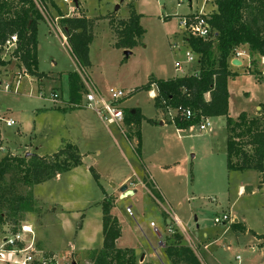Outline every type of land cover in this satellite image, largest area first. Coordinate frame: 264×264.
I'll return each instance as SVG.
<instances>
[{
	"label": "rangeland",
	"instance_id": "rangeland-1",
	"mask_svg": "<svg viewBox=\"0 0 264 264\" xmlns=\"http://www.w3.org/2000/svg\"><path fill=\"white\" fill-rule=\"evenodd\" d=\"M77 1L78 8L74 3L54 0L60 13H81L92 21L90 64L81 75L87 81L85 87H93L104 96L110 87L128 93L120 104L127 109L139 108L143 115L138 127L140 145L136 149L137 139L123 123L105 126L86 107L83 93L79 105L69 104L67 74L80 69L62 40L59 15L47 4V18L42 16L37 22V71L41 74L24 75L13 59L0 66V115L15 121L11 126L0 122V158L27 153L45 156L71 143L82 159L79 166L31 189L18 187L21 193L31 190L32 210L21 220L31 225L38 247L71 253L72 263L89 264L88 252L102 245L101 202L106 195H114L111 214L121 226L116 245L132 248L136 264H170L159 242L162 244L170 227L178 228L175 216L185 226L187 243L198 246L201 241L206 245L197 248L206 264H264V248H259L252 233L264 232L259 173L227 169L224 117H207L210 126L205 130H200L199 124L177 129L170 122L173 112L158 110L153 96L143 88L151 76L166 79L197 70L196 61L186 63L188 46L179 19L200 9L209 14L215 9L214 0ZM129 2L143 29L131 49L115 46L116 36L109 25L111 16H128ZM176 61L181 64L178 69ZM256 62L264 71L261 57L257 56ZM244 63L246 67L239 68L243 75L248 73ZM258 75L231 81L230 115L242 111L255 114L256 107L264 104V78ZM5 82L10 91L4 90ZM123 180L135 193L118 198ZM145 180L159 198H154ZM240 186L243 192L239 194ZM228 211L230 221L214 222L216 216ZM163 212L168 217L165 225ZM234 217L247 230L235 233L231 228ZM6 226L0 224V240Z\"/></svg>",
	"mask_w": 264,
	"mask_h": 264
},
{
	"label": "trees",
	"instance_id": "trees-1",
	"mask_svg": "<svg viewBox=\"0 0 264 264\" xmlns=\"http://www.w3.org/2000/svg\"><path fill=\"white\" fill-rule=\"evenodd\" d=\"M41 1L46 8L47 4L52 6L59 15L58 24L65 31L67 46L78 63L80 73L72 71L67 74L68 102L71 106H77L82 93L86 91L81 75L90 64L92 21L81 13L71 16L60 13L54 0ZM214 4L215 9L206 14L211 26L210 35L206 38L184 35L186 45L196 54L197 70L166 79L151 76L143 88L147 91L152 86L155 88V107L164 114L174 111L170 122L177 129L199 124L203 118L223 116L227 131V169L257 171L258 187L264 192V104L260 105L257 115L249 116L246 112H240L235 117L229 116L227 86L228 79L236 76L231 70V56L237 48H245L249 53L250 65L246 72L254 75L260 73L256 61L257 56L264 57V0H214ZM128 7L127 17L111 16L109 25L116 36L115 46L131 49L143 29L139 14L131 2ZM42 16L34 0H0V45L11 35H16L17 49L13 52V61L23 73L33 76L41 74L37 71V22ZM7 63L0 56V66ZM185 109L191 111L189 117L185 115ZM122 111L126 131L136 137V149H139L138 127L143 115L139 108L122 107ZM81 163V156L71 143L45 156L25 154L1 157L0 224L15 228L21 224L24 213L32 210L31 190L21 193L18 191L19 186L31 189L33 185L56 177ZM144 184L154 198H159L146 180ZM115 199L114 195H106L101 202L102 245L88 252L89 264L137 263L132 248L116 245L121 235V226L111 214ZM162 217L165 225L167 214L163 212ZM170 228V233L164 235L162 241V253L169 263L204 264L178 228ZM231 228L235 233L246 230L239 222H233ZM255 237L259 240V246L264 248V233Z\"/></svg>",
	"mask_w": 264,
	"mask_h": 264
},
{
	"label": "built area",
	"instance_id": "built-area-1",
	"mask_svg": "<svg viewBox=\"0 0 264 264\" xmlns=\"http://www.w3.org/2000/svg\"><path fill=\"white\" fill-rule=\"evenodd\" d=\"M37 8L40 10L42 15L47 18L48 12L41 0H34ZM63 2L72 3L73 0H63ZM66 16H71V13ZM50 24V23H49ZM59 25V24H58ZM180 29L183 31L186 36L201 37L206 38L210 35L211 26L208 22L206 14L199 10V12L190 13L182 16L179 19ZM60 30L58 26L55 28ZM63 32V31H61ZM62 40L66 43L65 31L61 33ZM17 49V38L16 35H11L0 45V56L4 61H11L14 59L13 52ZM186 63L196 61V54L191 50L187 49L185 52ZM231 59L240 60L243 62V59H246L248 66L250 65V56L248 51L245 48H237L232 53ZM261 62L264 63V57H261ZM176 69L181 67L179 62H174ZM24 75H28L23 73ZM260 77L264 78V71H260ZM84 84L86 80L83 78ZM2 85L0 81V86ZM88 86V85H87ZM19 84L16 85L14 91L18 90ZM4 90H11L10 85L5 82ZM85 97L86 107L90 108L95 112L98 118L105 126L115 124L119 126L123 122V111L121 107V101L128 93L123 92L120 89L110 87L107 91V96L102 95L100 92L96 91L95 88L89 87L83 93ZM150 95H155L153 92H149ZM79 105V104H78ZM172 111V110H171ZM174 113V111H172ZM185 115L189 117L191 111L185 109ZM4 122L6 126H11L15 124V121L12 118H4L0 115V122ZM210 126L207 118H203L201 123H199L200 130H205ZM191 127V126H190ZM2 146H0V150ZM132 184V183H130ZM126 211L129 215L133 216V213L130 208H127ZM231 218L228 214L223 213L220 216L214 218L215 223H223L230 221ZM174 224L178 227L180 232H185V226L181 223L179 219L175 217ZM153 225V223H152ZM156 232L158 231L154 226ZM170 230V229H169ZM3 238L0 240V264H73L72 259L69 258L68 254H60L45 251L38 247L35 241V235L33 233L32 227L30 224L21 222L20 225L12 228L6 226L3 229Z\"/></svg>",
	"mask_w": 264,
	"mask_h": 264
},
{
	"label": "crops",
	"instance_id": "crops-1",
	"mask_svg": "<svg viewBox=\"0 0 264 264\" xmlns=\"http://www.w3.org/2000/svg\"><path fill=\"white\" fill-rule=\"evenodd\" d=\"M75 6V5H74ZM76 8H77V5H76ZM201 10V9H200ZM192 13H195V12H192ZM231 60H233V59H231ZM238 61L239 62H237V64H235V65H232L231 66V70L233 71V72H235L236 73V76H234V77H232V78H229L228 79V84H227V86H228V93H229V98H228V113H229V111H230V84H231V81H235V79L236 78H238V77H241V76H246V75H254V74H250L249 72L248 73H246L245 75H243V74H241L240 72H239V68L240 67H243V66H245L244 64V62L246 61V59H243V62H241L239 59H238ZM247 62V61H246ZM246 67V66H245ZM247 67H248V63H247ZM246 72V71H245ZM257 77V76H256ZM258 77L259 78H261L260 77V75H258ZM151 92H153V94L155 93L152 89L150 90ZM149 91V92H150ZM151 96H153V95H151ZM256 109H257V112L259 111V109H260V106H257L256 107ZM242 112H246V111H242ZM256 112V113H257ZM247 113V112H246ZM256 113L255 114H250V113H247L249 116H251V115H256ZM229 116H232V115H230L229 114ZM234 116V115H233ZM232 116V117H233ZM235 116H237V115H235ZM234 116V117H235ZM56 177H58V175L56 176ZM126 181L127 180H123L122 181V183H123V185L126 183ZM132 184L131 185H134V183L133 182H131ZM128 188V187H127ZM260 189V188H259ZM130 190H132L133 191V193H132V195H134V193H135V190L134 189H130ZM262 192H263V190L262 189H260ZM243 192V189H242V186H240V190H239V194L240 193H242ZM249 192H251V191H249ZM122 193V192H121ZM119 194V196H118V198H125L124 196H123V194ZM131 195V194H130ZM178 208H180V206H178ZM228 215L230 214V211H228V213H227ZM230 216V215H229ZM176 217V216H175ZM177 219H179L178 217H176ZM230 218H231V216H230ZM180 220V219H179ZM181 221V220H180ZM233 221L234 222H237V218H233ZM182 223V222H181ZM183 224V223H182ZM184 225V224H183ZM246 228V227H245ZM246 230H247V228H246ZM248 230H250V229H248ZM158 232V231H157ZM182 233V232H181ZM252 233H254V236L255 235H259V234H256L255 232H252ZM264 233V232H263ZM183 234V236H184V238H185V240L187 239L186 237H185V235H184V233H182ZM262 234V233H261ZM204 235H206L205 234V232H204ZM158 237H159V235H158ZM256 240L258 241V246H259V240L256 238ZM187 242V241H186ZM189 244V243H188ZM159 245H162L160 242H159ZM190 246H192L194 249H195V251H196V253L198 254V252H197V248H199V246H201V245H203V243L201 242V241H199L198 242V246H196L195 244H193L192 243V245L191 244H189ZM205 248L206 247V245H203L202 246V248ZM203 248V249H204ZM259 248H263V247H260L259 246ZM162 250V249H161ZM198 256H199V254H198ZM142 257H144V256H142ZM142 257L139 259V262L140 261H143L142 260ZM152 257V256H151ZM199 258H200V256H199ZM200 260L204 263V264H206L203 260H202V258H200Z\"/></svg>",
	"mask_w": 264,
	"mask_h": 264
},
{
	"label": "water",
	"instance_id": "water-1",
	"mask_svg": "<svg viewBox=\"0 0 264 264\" xmlns=\"http://www.w3.org/2000/svg\"><path fill=\"white\" fill-rule=\"evenodd\" d=\"M121 1H123V0H121ZM77 0H73V3H74V5H77ZM116 8H118V6L116 7ZM126 53V55L129 53L128 51H126L125 52ZM237 62H239L238 60H236V59H233V60H231V64L232 65H235V64H237ZM161 124H162V122H161ZM29 153H27L26 155H28ZM120 191L122 192V194L123 195H130V194H132L133 193V191L132 190H130V189H128L127 188V185H122L121 187H120ZM73 264H75V263H73Z\"/></svg>",
	"mask_w": 264,
	"mask_h": 264
}]
</instances>
